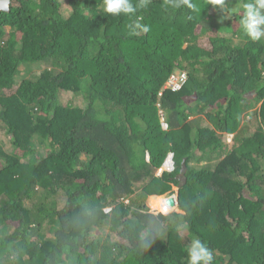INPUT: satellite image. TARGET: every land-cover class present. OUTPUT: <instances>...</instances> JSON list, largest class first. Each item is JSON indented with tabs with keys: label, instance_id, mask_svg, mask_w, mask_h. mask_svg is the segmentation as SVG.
<instances>
[{
	"label": "trees",
	"instance_id": "16d2710c",
	"mask_svg": "<svg viewBox=\"0 0 264 264\" xmlns=\"http://www.w3.org/2000/svg\"><path fill=\"white\" fill-rule=\"evenodd\" d=\"M129 2L135 14L104 0H14L0 14V264H188L194 238L212 264H264V38L240 23L250 0H226L231 15L208 0ZM138 17L149 31L132 35ZM177 70L185 86L163 90ZM169 152L174 173L155 177ZM184 158L181 212L153 215L146 199L179 185Z\"/></svg>",
	"mask_w": 264,
	"mask_h": 264
},
{
	"label": "clouds",
	"instance_id": "9594fccd",
	"mask_svg": "<svg viewBox=\"0 0 264 264\" xmlns=\"http://www.w3.org/2000/svg\"><path fill=\"white\" fill-rule=\"evenodd\" d=\"M12 0V3L13 4ZM146 0H141L140 7L145 6ZM208 2L214 7L217 8L219 6V10H222L223 13L227 11L229 15L236 13L239 11V5H236V7H232L231 9H228L226 6V0H208ZM182 5L187 6L189 9H196V5L191 2V0H175L173 3V7L180 8ZM12 6V5H11ZM243 9L245 15L240 20L241 25L243 26V30L246 36H248L252 41H260L262 38H264V0H250V2L243 4ZM104 12L107 14L112 15H119L121 13L125 15L129 14H135L137 12V8L133 6L129 2V0H104ZM142 19V17H138L136 21H134L132 24L129 25V28L131 30L132 35H139L140 32L147 33L149 31V28L146 25H143L139 22V20ZM139 29V32L136 30ZM186 74L185 72L181 70H177L174 74ZM171 75V76H172ZM170 76V77H171ZM187 76V74H186ZM169 77V78H170ZM167 79L163 90L171 91V92H179L180 90H172L167 87V82L169 80ZM187 82V81H186ZM159 114L161 115V127L164 131L168 130V124L165 121V117L161 111H159ZM234 136V134H233ZM232 143V142H231ZM229 144V143H228ZM147 161H149V155H146ZM182 161H184L186 172H185V178L187 173V163L186 159L184 158ZM180 163V170L177 174L179 175L181 171V164ZM176 168V161H175V154L173 152L167 153L164 161L162 164L157 168L155 172V177L161 178L162 176L166 174H172L174 173ZM176 176V180L179 181V185L172 184V188L169 192L163 194V195H150L146 199V206L148 207L150 213L153 215H163V216H169L172 213L181 211L179 210V194L178 191L181 187H183L185 183L180 181ZM153 198H163L165 200V203L167 205V210H159L156 208H153L150 204L151 199ZM169 200H172V204H169ZM110 208L105 209L106 212H110ZM188 264H212V253L209 250V248L206 246V244L202 243L200 239L194 238L191 242V245L188 248Z\"/></svg>",
	"mask_w": 264,
	"mask_h": 264
},
{
	"label": "water",
	"instance_id": "95a60500",
	"mask_svg": "<svg viewBox=\"0 0 264 264\" xmlns=\"http://www.w3.org/2000/svg\"><path fill=\"white\" fill-rule=\"evenodd\" d=\"M11 3H12V0H0V14L9 13L11 11V5H12ZM185 172H186V167H185L184 161H182L181 171L179 175L177 176V178L183 183H185L186 181V178L184 175ZM169 204H172V200H169Z\"/></svg>",
	"mask_w": 264,
	"mask_h": 264
},
{
	"label": "built area",
	"instance_id": "2783aa9c",
	"mask_svg": "<svg viewBox=\"0 0 264 264\" xmlns=\"http://www.w3.org/2000/svg\"><path fill=\"white\" fill-rule=\"evenodd\" d=\"M187 81V76L186 74L182 73V74H174L172 75L168 82H167V87L176 91V90H180L184 84Z\"/></svg>",
	"mask_w": 264,
	"mask_h": 264
},
{
	"label": "rangeland",
	"instance_id": "374dc122",
	"mask_svg": "<svg viewBox=\"0 0 264 264\" xmlns=\"http://www.w3.org/2000/svg\"><path fill=\"white\" fill-rule=\"evenodd\" d=\"M258 107H260V106H259V105L254 106V107L250 110V112H255L256 109H257ZM232 140H233V134H227V135H226V141H227V143L231 144ZM163 196H165V195H163ZM159 202H160V203H159V205H160V209H159V210H167V209H168V208L165 206V200H164L163 198H161V199L159 200ZM150 204H151V201H150Z\"/></svg>",
	"mask_w": 264,
	"mask_h": 264
},
{
	"label": "bare ground",
	"instance_id": "6f19581e",
	"mask_svg": "<svg viewBox=\"0 0 264 264\" xmlns=\"http://www.w3.org/2000/svg\"><path fill=\"white\" fill-rule=\"evenodd\" d=\"M165 206L167 207L166 203H165Z\"/></svg>",
	"mask_w": 264,
	"mask_h": 264
}]
</instances>
